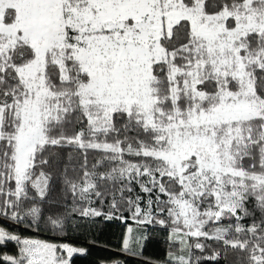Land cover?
<instances>
[{"label":"snow or ice","instance_id":"obj_1","mask_svg":"<svg viewBox=\"0 0 264 264\" xmlns=\"http://www.w3.org/2000/svg\"><path fill=\"white\" fill-rule=\"evenodd\" d=\"M82 260L264 264V0H0V264Z\"/></svg>","mask_w":264,"mask_h":264},{"label":"trees","instance_id":"obj_2","mask_svg":"<svg viewBox=\"0 0 264 264\" xmlns=\"http://www.w3.org/2000/svg\"><path fill=\"white\" fill-rule=\"evenodd\" d=\"M122 230V226H118V222L117 224H113L110 228V234H115V235H119L120 231ZM102 253H99V252H96L94 251L93 252V256H97V255H101ZM82 264H89L88 260L85 261L84 263Z\"/></svg>","mask_w":264,"mask_h":264},{"label":"rangeland","instance_id":"obj_3","mask_svg":"<svg viewBox=\"0 0 264 264\" xmlns=\"http://www.w3.org/2000/svg\"><path fill=\"white\" fill-rule=\"evenodd\" d=\"M85 261H87V260H82V261L79 262V264H82V263H84Z\"/></svg>","mask_w":264,"mask_h":264}]
</instances>
